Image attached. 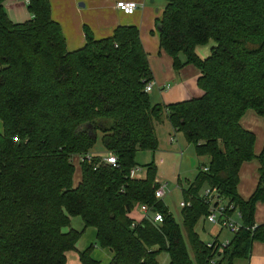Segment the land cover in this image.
<instances>
[{"label":"trees","instance_id":"16d2710c","mask_svg":"<svg viewBox=\"0 0 264 264\" xmlns=\"http://www.w3.org/2000/svg\"><path fill=\"white\" fill-rule=\"evenodd\" d=\"M0 0V264H66V253L92 227L95 240L112 253L108 264H233L249 258L264 242L255 225L256 204L264 201V146L254 154L255 135L240 120L248 110L264 119V0H164L155 20L159 49L178 72L192 65L200 75V98L152 104L144 92L152 80L148 56L135 26L116 27L94 39L84 27V46L66 50L48 0H28L31 18L12 22ZM210 40L205 59L195 48ZM183 55L184 62L179 61ZM163 119L182 133L195 155L207 157L182 189L180 226L154 196L156 167L131 178L138 151L158 148L156 123ZM117 167L99 158L80 163L73 185L74 155L90 154L96 134ZM257 160L258 183L247 199L237 192L243 163ZM203 167V168H204ZM201 189L219 194L239 213L240 229L225 248L208 247L195 232L208 214ZM162 216L134 221L140 206ZM234 211H228L233 215ZM80 217L81 231L63 229ZM92 246L78 253L81 264H101Z\"/></svg>","mask_w":264,"mask_h":264},{"label":"crops","instance_id":"0c3cea01","mask_svg":"<svg viewBox=\"0 0 264 264\" xmlns=\"http://www.w3.org/2000/svg\"><path fill=\"white\" fill-rule=\"evenodd\" d=\"M117 1H134L138 3L139 8L133 15L127 16L114 7L115 2ZM50 4L51 18L60 25L65 40L66 50L68 52L79 50L84 46V27H87L90 30L94 39L99 40L110 37L116 27L135 26L139 31V37L143 49L148 56L149 67L150 65H152L151 61L153 60V56H155L156 52H158L159 54L163 53L167 55L165 52L159 49L158 35L154 27L155 20L161 16L164 10V0L162 4H160V2H158L157 0H50ZM26 5L27 4L17 2L15 0H6L4 2V9L9 19L12 22L16 23L23 17H25L26 20L27 18H31V14L28 11H25L27 7ZM25 12H27V14ZM148 29H150L151 31V36L154 37L153 41L147 35ZM195 54L200 59H205L209 56L210 53L207 54V52L203 51V49H199V51H196ZM165 64L166 76L172 78L173 81L176 80L180 83H184L190 80L196 83V80L200 75V72L192 65H186L174 74L173 70L170 67L169 59H167V61L165 59ZM151 73L153 72L151 71ZM158 78L159 75H157L154 71V76L152 74V81L155 83V86L150 93H152L154 89H156L158 92H162L167 91L170 88V84L159 85V82L157 81ZM166 85H168V88H163ZM159 97L160 99H162V95H159L158 98ZM158 98H155L153 95H151V103L159 104ZM163 124L164 123L159 124V126H157L156 128L157 140L159 139L158 130ZM240 125L244 130L252 132L255 135L256 139L254 144V154L256 156L259 155L264 146V119L256 115V113L252 110H248L241 118ZM169 138H172L171 134L169 135ZM168 143L171 145L173 142ZM106 154L107 153L105 152V155ZM258 168L259 164L257 160L245 162L240 168L237 192L243 200H247L252 195L257 186ZM156 178L161 182L162 178L160 176V173H158L157 168ZM73 185H77L75 180ZM141 218H143V215H141L138 220H141ZM254 222L255 225L264 224V201L256 204L254 212ZM82 229L83 223L81 221V229L78 231H81ZM65 230L66 229H63L64 232H66ZM219 236H213L214 238L207 243L212 242L215 238H217V240L219 241ZM230 238L231 237H225L224 240L219 242H223ZM81 251H83V249ZM104 252L105 253H103V256L106 259L105 263H102L101 260H95L99 261L101 264H108V262L111 260L112 253L108 249H104ZM69 253L70 252L66 253V257ZM242 262H244V264H264V242H254L251 247L249 258L246 260H242Z\"/></svg>","mask_w":264,"mask_h":264},{"label":"rangeland","instance_id":"374dc122","mask_svg":"<svg viewBox=\"0 0 264 264\" xmlns=\"http://www.w3.org/2000/svg\"><path fill=\"white\" fill-rule=\"evenodd\" d=\"M50 3V0H48ZM160 4L163 3V0H157ZM116 3V2H115ZM27 6V5H26ZM115 7V5H114ZM51 8V4H50ZM27 11V7L26 10ZM27 14V12H25ZM28 16V15H27ZM18 20V19H17ZM27 20L25 17L19 19L16 23L25 22ZM155 27V25H154ZM150 29L147 31L148 37L153 41L154 37L151 36ZM112 34L110 35V37ZM109 38V37H107ZM98 40V39H96ZM100 40V39H99ZM157 43V42H156ZM215 46V42L210 40L208 43L202 46H198L195 52L199 51V49H203V51L210 53V49ZM168 57V58H167ZM165 59L170 60V67L173 70L174 74L176 73L173 69L172 58L163 53L159 54L156 52L155 56H153V60L151 61L152 65H150L151 71L156 72L159 75L158 82L159 85L170 84V88L167 91L158 92L156 89L152 93H149V97L153 95L155 98H158L159 95H162V99L158 98L159 104L170 105L178 102H182L185 100H190L194 98H200L203 95V91L197 87V84L193 81L188 80L187 82L180 83L179 81H173L172 78L166 76V64ZM184 59V60H183ZM179 61H185L183 55L179 56ZM164 97V98H163ZM163 125L158 130V141L159 147L155 152L149 151H138L135 155V164L140 168V171L137 172L134 177L135 178H143L145 175V167L148 164H154L160 173L161 183L166 185V193L162 198V202L167 207L175 222L180 226L184 239L186 240L185 231L182 226V216H181V206L180 203L183 201V197L181 194L182 189L187 188L190 182H193L195 179L198 169L202 170V168L207 165L208 158L207 157H198L195 155L194 148L192 145L188 144L186 139L184 138L182 133L174 132L171 126L165 121L162 120ZM159 126V123H156V128ZM2 129L0 124V130ZM171 134L173 138V143L170 145L169 135ZM169 139V140H168ZM95 157H103L105 155V150L101 141V134H96V141L89 152ZM154 153V154H153ZM79 155H74L71 158L72 165L74 166V175H73V183L74 180L76 184H79L81 179V169L79 162ZM162 165H160V164ZM79 180V181H77ZM77 186V185H76ZM205 189H201V193ZM143 215L139 208L133 210L130 214V217L134 221H139L138 218ZM81 219L80 217H70L69 226L65 231L75 230L78 231L81 229ZM195 232L198 234L200 239L207 243L211 241L216 235L219 236V241L224 240L225 237H231V234L227 230H219V227L216 225H211L205 222V220H200L196 227ZM217 233V234H216ZM214 236V237H213ZM89 246H92L91 257L97 260H101L102 263L106 262L105 257L103 256L104 249L100 248L95 240V231L92 227H89L84 231L83 235L78 239L76 249L70 251V253L66 257V264H81L79 261L78 253L81 250H85ZM157 261L159 264H168L169 260L165 253H161L157 257ZM244 264L242 260H235L233 264Z\"/></svg>","mask_w":264,"mask_h":264},{"label":"built area","instance_id":"2783aa9c","mask_svg":"<svg viewBox=\"0 0 264 264\" xmlns=\"http://www.w3.org/2000/svg\"><path fill=\"white\" fill-rule=\"evenodd\" d=\"M21 3H28V0H15ZM115 8L121 13L130 16L133 15L136 10L139 8L138 3L134 1H117L115 3ZM155 83L151 80L146 83L144 87V92L149 94ZM163 88H168V85ZM170 142H173V138H170ZM95 156L92 154H86L84 156L79 157V162L90 161ZM99 163L108 164L111 167H117L116 157L112 153H107L104 157L99 158ZM203 171H207V168H202ZM140 171L139 167H134L130 170V177L135 178L134 175ZM155 182L157 183V188L155 189L154 196L156 200H162L166 193V185L162 184L157 178H155ZM201 197L208 204V214L205 218V222L211 225H216L219 227V230H227L231 234V236L235 235L240 229L239 222V213L234 210L232 205H228L226 202L222 200L219 194L215 191H211L210 189H205L201 193ZM189 203L182 201L180 203L181 208L187 207ZM140 212L143 214V217L149 218L153 223H160L162 221V216L159 213H150L145 206L139 207ZM234 211L233 215H228V211ZM229 243V239L223 242H220V248H225ZM208 247L211 246L209 242Z\"/></svg>","mask_w":264,"mask_h":264}]
</instances>
